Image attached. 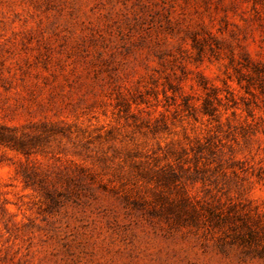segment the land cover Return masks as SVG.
Segmentation results:
<instances>
[{
  "label": "rangeland",
  "instance_id": "obj_1",
  "mask_svg": "<svg viewBox=\"0 0 264 264\" xmlns=\"http://www.w3.org/2000/svg\"><path fill=\"white\" fill-rule=\"evenodd\" d=\"M0 264H264V0H0Z\"/></svg>",
  "mask_w": 264,
  "mask_h": 264
},
{
  "label": "trees",
  "instance_id": "obj_2",
  "mask_svg": "<svg viewBox=\"0 0 264 264\" xmlns=\"http://www.w3.org/2000/svg\"><path fill=\"white\" fill-rule=\"evenodd\" d=\"M0 130L2 131V128L1 127H0ZM3 139H5V138L0 134V142H2Z\"/></svg>",
  "mask_w": 264,
  "mask_h": 264
}]
</instances>
